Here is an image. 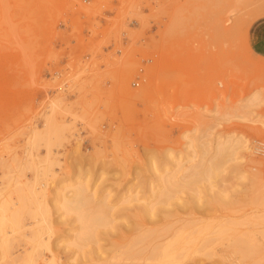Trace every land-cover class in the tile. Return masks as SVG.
<instances>
[{
	"label": "rangeland",
	"instance_id": "obj_1",
	"mask_svg": "<svg viewBox=\"0 0 264 264\" xmlns=\"http://www.w3.org/2000/svg\"><path fill=\"white\" fill-rule=\"evenodd\" d=\"M263 21L264 0H0V264H86L57 199L75 182L118 201L115 228L134 222L119 202L134 193L171 231L192 225L176 264H264V56L250 36ZM225 139L248 149L216 155ZM198 162L220 171L212 188L146 190Z\"/></svg>",
	"mask_w": 264,
	"mask_h": 264
},
{
	"label": "bare ground",
	"instance_id": "obj_2",
	"mask_svg": "<svg viewBox=\"0 0 264 264\" xmlns=\"http://www.w3.org/2000/svg\"><path fill=\"white\" fill-rule=\"evenodd\" d=\"M202 145H203V143H202ZM196 146L198 148L200 146V144H199V146L198 145H196ZM234 146H236V148H234ZM203 147L204 146H202V148ZM215 147H216L215 152H217L216 155L222 154V156H225L226 153L234 155L235 150L238 148H239V150L243 149L244 151L245 150L247 151V149H248L245 141L241 140V139H236L235 141L232 139L231 140L225 139L222 141H218L216 143ZM194 149H196L195 146H194ZM203 151H204V149L202 150V152ZM211 160H212V158H211ZM230 160H233V159H230ZM208 161H209V159H208ZM198 163H199L198 164L199 166L196 163V165H197L196 167L199 168L198 171L194 170V171H191V173L189 172L190 174H187V176H184V178L181 177L182 180L179 179L180 176L177 179H174L175 177H173V176H170V175L161 176V174H160L157 177V180L160 181L162 187L160 186L158 189H154V188H151L153 183H147L146 185H148V189L146 188V190L148 191V193L149 192L151 193L152 197L157 198L159 196V198H160L161 197L160 194H162L163 192L166 194L165 196H169L172 192L171 190L175 191V189L177 190L178 187L179 188L183 187V189L184 188L189 189V188H191V186L193 184H196V183L198 184L197 181L199 179L203 180V178H204V180L205 179L208 180L210 182V184L212 183V181L214 182V180L220 174L219 173L220 171L217 170L216 164H213L210 162L209 164L206 163L207 165H203V163H202V165H200V162H198ZM177 164H178V166H177ZM177 164H176L177 169H178L177 171H179L182 166H181V164H179V162H177ZM196 167H195V169H196ZM239 175L243 179H245V178L249 179L251 177V176L249 177V174L247 172H242ZM82 184L80 182L79 183L75 182L74 184L70 185V191H71L70 196H65L66 192L65 193H62L61 191L58 192L59 194L57 196V199H58L59 204L63 207L62 209H64L66 213L68 212L71 215H75L74 221L77 222L78 226H75V227H77L76 229H73V230L71 229V230H72V233L76 232V234L71 235V237L68 238V241H67L68 243L66 242V244H67L66 248L73 249L72 247H75V248H77L78 251H79V249L80 250L82 249L78 256H80L81 258L84 259L83 263H86V264H124V263H122V261L125 262V261L129 260V263H127V264H140V263H138V261L139 262L143 261L144 264H146V263L147 264H176L181 259L180 253L183 251H184V253L185 252L187 253V251L189 249V248L187 249V246L193 242L191 239L188 238V236L190 235L191 232L193 233V230H195V229H192V231H190L189 235H186L188 233L187 231H189V229L184 230V231H183V229H185L188 226H192V225L188 224V226L186 225V227L171 231L170 227H172V226H167L169 224L166 222V216H165L164 212H162V214H164V215L159 216L158 220L157 219L152 220L151 218L156 217L155 216V213H156L155 210H157V208L156 209L154 208L156 204L154 203L155 204L154 205L152 203V201H148L149 200L148 198H146V199L145 198H138L137 193H134V196H132V194H131V195H128L127 197L120 198V201H119V202H121V204L124 203L125 205H127L131 209L136 208L134 212H133V210H132V212H130L131 214L133 213L131 216H127L128 218L129 217L133 218L134 222H132L131 225H129L128 227H125L124 229L117 228V227L115 228L113 226L114 225L113 221L116 218H113V216H111L110 212L112 213V211H114L113 204L114 203L116 204L118 201L114 202L112 204L111 202H108L106 200L107 198H105V197H102V199L100 198V199L96 200V199H94L95 197H93L94 195L87 191V189H86L87 187L84 186L85 184H83V185ZM214 185L211 184L210 185L211 188ZM166 186H168V189H170V190H168ZM161 188H163V189H161ZM164 188H166L167 191ZM211 188H209V189L211 190ZM193 193H195V192H193ZM197 194L198 193H196V195ZM165 196L162 195V198H164ZM173 196H174V194H171L170 198L171 197L173 198ZM167 198H169V197H167ZM193 198L196 199L197 197L194 196ZM197 199L200 200L199 198H197ZM197 199H196V201H197ZM156 202H158V201H156ZM133 203H135V207L132 206ZM138 203H141V204H138ZM160 203H161V201H160ZM163 203H161V204H163ZM128 207H125V209L127 210ZM163 207H164V205H163ZM126 213H128V211ZM126 213H124L123 215H125ZM126 215H128V214H126ZM121 217H123V216H121ZM121 217H118V218H121ZM133 220L131 219V221H133ZM203 224L205 225V223H203ZM203 224H201L202 225L201 228H204L205 226H206L205 228H207V225L204 226ZM204 229H202V230H204ZM109 230H113V231L118 232V235H117L118 241L110 242L108 252H105V250L101 251L102 248L98 245L99 240H100L99 237L100 236L103 237V235L105 236ZM196 233L197 232H195V234ZM208 233H207V235L209 236L210 233L209 234ZM218 233H220V232H218ZM169 234H170V236H169ZM183 235H186V236H183ZM203 237H204V235H203ZM207 237H206V239L203 238L204 240H202V242H200L202 244H200L199 242H198V246L196 244L197 249L196 250L194 249L195 251H197L198 247L200 248V246L205 247L206 245L211 244L210 238H207ZM199 244H200V246H199ZM191 246H193V245H191ZM196 246H194V247L196 248ZM86 247H89V249L87 251L84 250V248H86ZM43 248H44V246H43ZM202 248L203 247H201V249ZM203 249H205V248H203ZM192 251L193 250L191 249L190 252H192ZM77 252H75V253H77ZM104 253H106V255L102 256ZM51 256L54 258V255H51ZM181 256H182V254H181ZM52 257H51V259H52ZM186 257H187V255H186ZM57 258H56V260L54 259L53 263H55V261H57ZM73 258H74V253H73ZM49 260H50V258H49ZM47 261H48V259H47ZM47 261H46V263H47ZM71 261H72V259H71ZM49 262L51 263L52 260ZM65 262H67V261H65ZM81 262H82V260H81ZM31 263H29V264H31ZM10 264H13V263H10ZM56 264H59V262H57Z\"/></svg>",
	"mask_w": 264,
	"mask_h": 264
},
{
	"label": "crops",
	"instance_id": "obj_3",
	"mask_svg": "<svg viewBox=\"0 0 264 264\" xmlns=\"http://www.w3.org/2000/svg\"><path fill=\"white\" fill-rule=\"evenodd\" d=\"M81 20H85L86 17L85 16H81L80 18ZM264 31V21L263 22H258L255 26L254 31H252L251 33V41H252V48L254 49V51L260 55L264 56V35H262V32ZM64 64V62H62L58 67H62ZM78 96L76 94L72 95V96H66L65 100L69 101V100H74L76 99Z\"/></svg>",
	"mask_w": 264,
	"mask_h": 264
},
{
	"label": "built area",
	"instance_id": "obj_4",
	"mask_svg": "<svg viewBox=\"0 0 264 264\" xmlns=\"http://www.w3.org/2000/svg\"><path fill=\"white\" fill-rule=\"evenodd\" d=\"M255 149H257L258 152H263L264 150V146L262 143H257V145L255 146Z\"/></svg>",
	"mask_w": 264,
	"mask_h": 264
}]
</instances>
